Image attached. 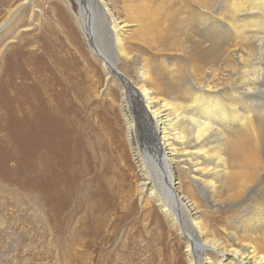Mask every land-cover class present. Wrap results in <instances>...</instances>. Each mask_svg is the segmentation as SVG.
<instances>
[{
	"label": "bare ground",
	"instance_id": "obj_1",
	"mask_svg": "<svg viewBox=\"0 0 264 264\" xmlns=\"http://www.w3.org/2000/svg\"><path fill=\"white\" fill-rule=\"evenodd\" d=\"M36 1L25 0L9 17ZM64 1L108 84L118 88L116 95L107 90L105 104L122 114L139 190L184 240L187 264H264V59L258 54L264 53V0H218L215 6V0H120L124 16L116 0H90L87 7L76 0L79 14ZM129 63L135 81L124 72ZM53 65L58 76L65 73ZM82 144L84 159L100 169L92 134L85 131ZM117 205L101 219V254L124 220L110 218L105 234L106 216L116 214ZM141 213L156 218L147 204ZM151 225L134 218L130 229ZM152 239L146 241L152 246L149 264L163 243ZM130 246L125 242V255L108 256L109 264L129 257L140 264ZM172 264H180L178 251Z\"/></svg>",
	"mask_w": 264,
	"mask_h": 264
},
{
	"label": "rangeland",
	"instance_id": "obj_2",
	"mask_svg": "<svg viewBox=\"0 0 264 264\" xmlns=\"http://www.w3.org/2000/svg\"><path fill=\"white\" fill-rule=\"evenodd\" d=\"M24 1L0 0V27L6 25L0 33V264H103V259L109 264L108 256L125 255V242L131 243L135 257L139 254L140 264H149V236L154 242L163 238L155 246L159 254L152 264H165L169 252L172 264L175 251L180 264H187L184 240L139 190V170L122 114L105 104L111 99L107 90L116 95L118 88L108 84L101 61L91 54L67 2L37 0L22 6L12 20L9 10ZM80 1L87 7L90 0ZM70 2L79 14L76 0ZM116 3L124 16L123 3ZM262 53L258 54L264 59ZM53 63L66 74L61 71L58 76ZM135 64H140L137 58ZM132 65L124 72L135 81ZM85 131L99 148L100 169L83 157ZM138 131L143 142V132ZM99 179L108 180L110 186ZM115 204L116 214L106 216L105 234L110 233L112 220L122 216L124 220L101 254V219ZM146 204L153 208L154 220L150 213H141ZM133 217L144 226L153 225L130 229ZM128 259L122 264H131Z\"/></svg>",
	"mask_w": 264,
	"mask_h": 264
}]
</instances>
